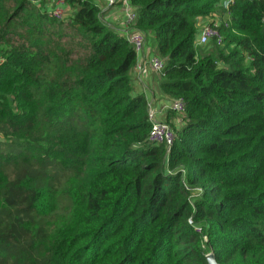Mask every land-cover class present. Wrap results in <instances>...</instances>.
I'll return each instance as SVG.
<instances>
[{
  "label": "trees",
  "instance_id": "1",
  "mask_svg": "<svg viewBox=\"0 0 264 264\" xmlns=\"http://www.w3.org/2000/svg\"><path fill=\"white\" fill-rule=\"evenodd\" d=\"M53 1L0 0V264H264V0H235L204 53L223 0H128L184 101L169 150L125 34L98 0L61 20Z\"/></svg>",
  "mask_w": 264,
  "mask_h": 264
},
{
  "label": "built area",
  "instance_id": "2",
  "mask_svg": "<svg viewBox=\"0 0 264 264\" xmlns=\"http://www.w3.org/2000/svg\"><path fill=\"white\" fill-rule=\"evenodd\" d=\"M119 0H98L100 8L102 10L101 3L106 5H113ZM235 0H223L221 4L225 8V19L219 18L217 14H213V18L210 21L202 23L198 31V38L196 44L206 45L208 43H216L219 45L222 42V35L219 31V26L223 23L225 26L228 25V19L231 16L229 7L234 3ZM123 7L125 8L124 18V31L128 42L132 44L137 56L143 51L146 44V37L144 33L137 32L136 30L128 31V25L131 24L135 19V12L128 4V0H122ZM121 2V3H122ZM65 13L64 0H55L53 6L48 8V15L56 19H63ZM142 63V62H141ZM143 66H148L153 72L160 73L164 68V61L156 54L154 48L150 50L149 54L143 61V64L135 65L136 70H141ZM171 111L176 115H182L185 112L184 101L181 98L173 99L167 106L161 108V112L167 113ZM160 112V113H161ZM147 119L150 123V129L146 137V141L152 144H163L167 150H169L173 144L175 138V131L172 126L167 122L166 117L159 118L156 114V110L148 102ZM177 119V122H176ZM175 124L181 123V119L175 118L173 120ZM186 189L190 190V187L185 185ZM192 198V197H191ZM190 198V200H191ZM191 222V220L189 221ZM196 231L200 232L201 228L196 226Z\"/></svg>",
  "mask_w": 264,
  "mask_h": 264
},
{
  "label": "crops",
  "instance_id": "3",
  "mask_svg": "<svg viewBox=\"0 0 264 264\" xmlns=\"http://www.w3.org/2000/svg\"><path fill=\"white\" fill-rule=\"evenodd\" d=\"M102 11L104 12V19L107 23L118 33L123 34L124 31V18H125V8L123 7V2L117 1L113 5H106L101 3ZM208 20L201 19L200 25L207 22ZM152 40L147 39L145 47L142 52L137 56V64H143V61L152 50L153 46ZM142 62V63H141ZM133 77V88L134 93L144 94L147 101L156 110V114L159 118L166 117L167 113L161 112L163 106H167L171 103L172 99L165 98L162 96L157 89L156 85V73L153 72L148 66H143L141 70L132 69ZM161 112V113H160ZM177 122V119H176ZM180 124V123H179Z\"/></svg>",
  "mask_w": 264,
  "mask_h": 264
},
{
  "label": "rangeland",
  "instance_id": "4",
  "mask_svg": "<svg viewBox=\"0 0 264 264\" xmlns=\"http://www.w3.org/2000/svg\"><path fill=\"white\" fill-rule=\"evenodd\" d=\"M54 1H55V0H54ZM54 1H53V4H54ZM53 4H51L50 7L53 6ZM45 8L48 9L49 7L45 6ZM200 26H201V25L199 24V25H198V30L200 29ZM196 45H197V44H196ZM197 46H198V49H199V52H200V53H204V52H205V49H206V47H207V45H201V44H199V45H197ZM133 69L135 70V66H134Z\"/></svg>",
  "mask_w": 264,
  "mask_h": 264
},
{
  "label": "water",
  "instance_id": "5",
  "mask_svg": "<svg viewBox=\"0 0 264 264\" xmlns=\"http://www.w3.org/2000/svg\"><path fill=\"white\" fill-rule=\"evenodd\" d=\"M206 259H207V261H208V264H219V263H217V262L215 261V259H214V257H213L212 254H208V255L206 256Z\"/></svg>",
  "mask_w": 264,
  "mask_h": 264
}]
</instances>
